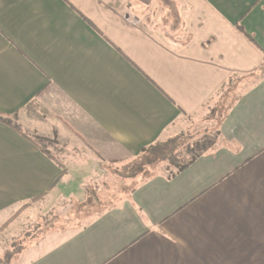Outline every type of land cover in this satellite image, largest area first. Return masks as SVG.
<instances>
[{"label":"crops","instance_id":"1","mask_svg":"<svg viewBox=\"0 0 264 264\" xmlns=\"http://www.w3.org/2000/svg\"><path fill=\"white\" fill-rule=\"evenodd\" d=\"M262 65L264 0H0V115L49 139L0 120V264H264ZM232 93L186 168L109 182Z\"/></svg>","mask_w":264,"mask_h":264},{"label":"rangeland","instance_id":"2","mask_svg":"<svg viewBox=\"0 0 264 264\" xmlns=\"http://www.w3.org/2000/svg\"><path fill=\"white\" fill-rule=\"evenodd\" d=\"M171 6H172V3L170 1H166L165 5H164V10H166V8H167L170 12V8H172ZM152 14H153L152 15L153 17L150 14H147V16H149L153 19V23H163L164 19H162L161 16L162 15L168 16L166 14H162V13L155 12V11H153ZM171 20H172V18H171ZM235 96H236L235 93H232L230 95V97L227 96L222 103L223 106L220 105L218 107V109L215 108L214 111L211 112L210 114H208V117H206V119H204L201 122V125L197 126L194 130L188 131L182 135L172 137V138H170V140L168 139L166 144L162 146L163 151H165V153H167V152L175 153V155L177 157L176 163L177 162L181 163V162L186 161L190 157L189 146H191L195 141L200 140L201 137L206 135V134H207L206 136H208V137H216L218 120L221 116L220 113H221V111L223 112L224 110H226L227 105H230V103L233 101ZM230 100H231V102H230ZM218 111H219V116H218ZM48 143H49V141L40 142V144L42 146H45V147H47ZM159 151L161 152V150H159ZM133 159H134L133 157H129V158L123 159L122 161H119L118 163H112L107 168V171H106L107 173H109L108 174L109 177H111L109 182H114L113 184L116 185V187L118 184H120V188H123V185L125 183L132 186L133 183L135 184L139 180L145 179V178L149 177L150 175L152 176V175L158 174V173L169 174L176 169L175 165L172 164L171 162H168L165 159L162 160V159L158 158L157 160L154 161V163L142 165L140 170L137 171L136 177L133 178L132 181H130V182L124 181V177L120 176L121 173L125 174L126 173V172H124L125 168L128 169L129 166H131L133 162H139L140 158L138 157L135 160H133ZM140 164L141 163H139L138 165H140ZM125 180H129V179H125Z\"/></svg>","mask_w":264,"mask_h":264},{"label":"trees","instance_id":"3","mask_svg":"<svg viewBox=\"0 0 264 264\" xmlns=\"http://www.w3.org/2000/svg\"><path fill=\"white\" fill-rule=\"evenodd\" d=\"M263 69H264V65H262V70ZM0 120L9 124V125H12L18 132H20L23 136L28 138L31 142H33L36 145L40 142H43V141H49V139L44 138V137L27 134L26 132L22 131L16 123L12 122L10 119H8L6 117H3L0 115ZM206 135L202 136L200 140L195 141L191 146H189L190 157L186 161L181 162V163H178V162L176 163L177 157H176L175 153H172V152L165 153V151H163L162 146L166 144L168 139L165 141H158V142H155V143L149 145L148 147H144L137 156L133 157L134 158L133 160H135L139 157L140 158L139 162H133L132 165L129 166V168L127 167L128 169L125 168L126 171L124 170V172H126V173L125 174L121 173L120 176L124 177V179L133 180V178H135L137 175L136 174L137 171L140 170L142 165L154 163L155 160L160 158L162 160L165 159L166 161L171 162L172 164L175 165L176 169L174 171H172L171 173L167 174L169 177H171V176L175 175L177 172L186 168L192 161H194V159H196L197 157L202 155L204 152H206L213 145L216 137H208ZM159 150H161V152ZM139 163H141V164L138 165ZM149 177H147V178H149ZM147 178H145V179H147ZM143 180L144 179L139 180L138 182L143 181Z\"/></svg>","mask_w":264,"mask_h":264}]
</instances>
